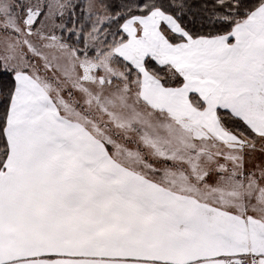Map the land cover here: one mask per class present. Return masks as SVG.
<instances>
[{"label":"crops","instance_id":"crops-1","mask_svg":"<svg viewBox=\"0 0 264 264\" xmlns=\"http://www.w3.org/2000/svg\"><path fill=\"white\" fill-rule=\"evenodd\" d=\"M263 26L264 3L227 36L172 45L159 34L156 63L182 77L178 90L134 66L140 102L187 134L186 155L237 148L220 112L264 141V29L254 30ZM18 83L0 174V264H227L242 256L264 264L263 161L178 152L112 160L90 128L61 117L48 95L41 112ZM135 131L128 142L142 145Z\"/></svg>","mask_w":264,"mask_h":264},{"label":"rangeland","instance_id":"rangeland-1","mask_svg":"<svg viewBox=\"0 0 264 264\" xmlns=\"http://www.w3.org/2000/svg\"><path fill=\"white\" fill-rule=\"evenodd\" d=\"M76 2L83 9L86 25L83 37L85 53L82 56L78 49L61 38V32L65 29L61 18L67 16L68 8ZM57 17L61 21H57ZM111 18L102 0H0V62L14 75L15 85L10 106L16 82H25V85H19V89L25 88V93L33 96L34 104L38 102L36 105H41V112L46 108L41 95H48L61 117L73 118L90 128L96 142L101 144L106 156L112 160L119 161L125 156L148 160L166 157V154L178 156L174 152H178L179 157L224 156L240 159L246 153L245 157L260 159L264 164V141L238 128L231 132L236 137L234 142L238 143L234 150L216 154L207 148L201 153L186 155L193 150L189 141L185 151H181L182 139L187 134L176 131L169 122L150 115L148 111L152 110L139 100L142 77L134 66H144L146 59L158 65L155 59L161 48L160 35L168 43L165 37L167 33L175 38L182 37L184 41L177 44L191 38L174 18L154 10L146 16L127 19L121 28L126 38L122 42V35H104V26ZM248 18L235 21L232 30ZM263 29L264 26L254 27L255 31ZM165 68L176 72L170 65ZM147 75L163 89L178 90L183 86L179 74L181 82L171 81V86H164L149 72ZM26 105L32 107L31 103ZM196 105L200 108L198 101ZM36 110H31L30 114ZM30 121L31 118L27 121L28 125ZM51 126L54 127V124ZM135 127L141 132L142 145L128 142V138H132L128 132H136ZM70 138L64 137L68 142ZM150 140L156 143L147 147ZM241 146L245 148L244 151ZM96 149L94 156L99 157ZM33 151V156H37ZM2 169L4 171L5 166ZM252 190L247 189V196Z\"/></svg>","mask_w":264,"mask_h":264},{"label":"trees","instance_id":"trees-1","mask_svg":"<svg viewBox=\"0 0 264 264\" xmlns=\"http://www.w3.org/2000/svg\"><path fill=\"white\" fill-rule=\"evenodd\" d=\"M262 3L264 0H102L105 11L112 17L104 26V35L110 37L112 34L122 35L123 42L126 38L121 28L127 19L146 16L158 10L174 18L191 39L227 36L232 31L235 21L248 18ZM61 19L65 24V29L61 32L62 40L78 49L82 56L85 53L83 37L86 25L81 5L77 2L72 4L67 10V16ZM61 19L57 17V21ZM165 37L172 44L184 41L182 37L175 38L170 33ZM144 68L164 86H171L173 83L171 81L181 82L176 72L156 65L151 59L145 60ZM14 89V75L0 62V174L8 157L5 129ZM219 119L231 132L238 128L252 135L239 120L226 112H220Z\"/></svg>","mask_w":264,"mask_h":264},{"label":"built area","instance_id":"built-area-1","mask_svg":"<svg viewBox=\"0 0 264 264\" xmlns=\"http://www.w3.org/2000/svg\"><path fill=\"white\" fill-rule=\"evenodd\" d=\"M227 264H260V261L256 257L242 256L228 262Z\"/></svg>","mask_w":264,"mask_h":264}]
</instances>
